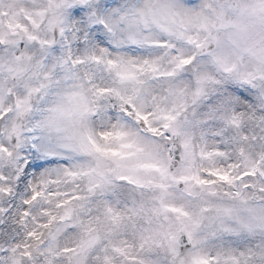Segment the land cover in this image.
<instances>
[{"label":"snow or ice","instance_id":"6c2138e0","mask_svg":"<svg viewBox=\"0 0 264 264\" xmlns=\"http://www.w3.org/2000/svg\"><path fill=\"white\" fill-rule=\"evenodd\" d=\"M0 264H264V0H0Z\"/></svg>","mask_w":264,"mask_h":264}]
</instances>
